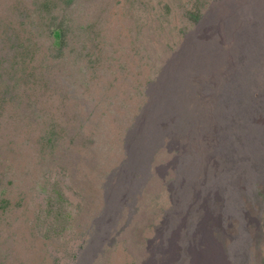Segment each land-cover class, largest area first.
I'll list each match as a JSON object with an SVG mask.
<instances>
[{
	"label": "rangeland",
	"instance_id": "obj_1",
	"mask_svg": "<svg viewBox=\"0 0 264 264\" xmlns=\"http://www.w3.org/2000/svg\"><path fill=\"white\" fill-rule=\"evenodd\" d=\"M54 1L0 0V264H205L193 189L264 264V0Z\"/></svg>",
	"mask_w": 264,
	"mask_h": 264
},
{
	"label": "bare ground",
	"instance_id": "obj_2",
	"mask_svg": "<svg viewBox=\"0 0 264 264\" xmlns=\"http://www.w3.org/2000/svg\"><path fill=\"white\" fill-rule=\"evenodd\" d=\"M260 123V122H259ZM262 124V123H261ZM264 131V130H263ZM203 145V144H202ZM208 167V166H207ZM200 178V177H199ZM238 178V177H237ZM197 181H199L197 179ZM203 181V180H202ZM201 183V182H200ZM198 184V183H197ZM193 185V184H192ZM179 187V186H178ZM185 187V186H184ZM199 187V186H197ZM209 188V187H208ZM187 189V188H186ZM196 189V187H195ZM205 189H203L200 192H198V190L194 189L192 190L193 193L190 194L192 197L190 199V201L188 202V204L185 206L188 208V206L190 207L194 202L195 205H193V209L197 210L199 213V219H201L200 223L198 224L200 229H201V233L199 234V239L198 241L202 244H198V248L201 249L203 255H204V260H205V264H228V259H225V255H224V251H225V247H227V243L230 240V236L227 235L226 240H224V244L222 243L221 240L218 241L217 238L213 237V232L216 233H223V227H222V223L225 221V219L221 218L218 219V217L220 216V209L219 207L216 205L215 207H213L212 203L209 201L210 198L207 194L208 191H204ZM211 190V189H210ZM213 192V191H212ZM211 192V193H212ZM215 194V193H214ZM212 196V195H211ZM210 196V197H211ZM209 202V203H208ZM218 203V202H217ZM191 204V205H190ZM184 207V208H185ZM186 208V209H187ZM192 208V206H191ZM189 212V211H188ZM257 212V211H256ZM252 213V212H251ZM254 213V212H253ZM185 214V213H184ZM196 214V213H195ZM222 214V213H221ZM254 215V214H253ZM183 216V215H182ZM252 216V215H251ZM243 217V216H242ZM195 218V217H194ZM249 219V221H251V223L253 224V217H250L249 215H246L245 219ZM197 221V220H196ZM202 221H204L202 223ZM183 222V220H182ZM222 222V223H221ZM246 222V221H245ZM184 223V222H183ZM250 223V224H251ZM181 224V223H180ZM254 225V224H253ZM195 227V226H194ZM199 229V230H200ZM198 230V231H199ZM224 235V234H223ZM248 236V235H247ZM220 237V235H219ZM225 237V236H224ZM223 238V237H222ZM243 239V238H242ZM249 239V238H247ZM253 240V238L251 239ZM247 241V240H246ZM197 243V242H196ZM244 243V241H243ZM246 243V242H245ZM197 245V244H196ZM201 246L203 248H201ZM227 255V254H226ZM228 256V255H227ZM176 262V261H175Z\"/></svg>",
	"mask_w": 264,
	"mask_h": 264
},
{
	"label": "trees",
	"instance_id": "obj_3",
	"mask_svg": "<svg viewBox=\"0 0 264 264\" xmlns=\"http://www.w3.org/2000/svg\"><path fill=\"white\" fill-rule=\"evenodd\" d=\"M70 1L71 0H65L67 5L69 4ZM44 4H45V6H44L45 7V11L47 12V14L50 13L51 11H53L54 8L57 5V3L54 0H45ZM50 33H51L52 37H53V35H54L55 38H59L60 37L59 29L58 28L53 29V24L50 26ZM8 92H7V94L11 93L10 91H8Z\"/></svg>",
	"mask_w": 264,
	"mask_h": 264
}]
</instances>
